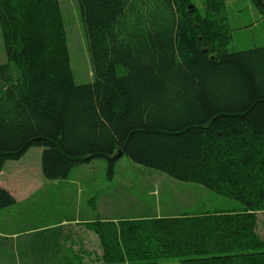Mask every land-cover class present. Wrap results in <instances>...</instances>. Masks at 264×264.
<instances>
[{
  "label": "trees",
  "instance_id": "obj_1",
  "mask_svg": "<svg viewBox=\"0 0 264 264\" xmlns=\"http://www.w3.org/2000/svg\"><path fill=\"white\" fill-rule=\"evenodd\" d=\"M76 2L80 85L58 0H0V171L32 148L51 181L95 160L111 177L126 157L241 207L95 223L104 264H264V47L232 49L225 0ZM14 203L0 187V212Z\"/></svg>",
  "mask_w": 264,
  "mask_h": 264
},
{
  "label": "rangeland",
  "instance_id": "obj_2",
  "mask_svg": "<svg viewBox=\"0 0 264 264\" xmlns=\"http://www.w3.org/2000/svg\"><path fill=\"white\" fill-rule=\"evenodd\" d=\"M189 2L202 12V0ZM58 3L63 17L74 82L77 85L92 83V68L77 2L58 0ZM225 4L232 29V49L241 52L264 47V19L250 0H225ZM4 63L5 55L0 34V65ZM41 153V148H32L19 161L6 162L0 171V178H4L6 174L9 177L41 178ZM69 177L94 180L96 188L102 189L104 198L112 197L118 201L119 216L126 213L129 216L140 214L137 216L165 218L232 212L241 207L239 203L218 196L201 186L179 182L155 170L135 165L126 157L117 162L111 177L108 176L105 160H95L90 164L75 167ZM2 185H5L4 181ZM257 220L256 231L264 241V214H257ZM159 263L179 264L176 259Z\"/></svg>",
  "mask_w": 264,
  "mask_h": 264
},
{
  "label": "crops",
  "instance_id": "obj_3",
  "mask_svg": "<svg viewBox=\"0 0 264 264\" xmlns=\"http://www.w3.org/2000/svg\"><path fill=\"white\" fill-rule=\"evenodd\" d=\"M7 175L0 186L15 203L0 212V264H104L92 226L150 217L119 216L118 201L89 178Z\"/></svg>",
  "mask_w": 264,
  "mask_h": 264
},
{
  "label": "water",
  "instance_id": "obj_4",
  "mask_svg": "<svg viewBox=\"0 0 264 264\" xmlns=\"http://www.w3.org/2000/svg\"><path fill=\"white\" fill-rule=\"evenodd\" d=\"M192 6H189V8H191Z\"/></svg>",
  "mask_w": 264,
  "mask_h": 264
}]
</instances>
